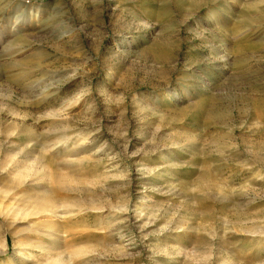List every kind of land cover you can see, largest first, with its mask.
Instances as JSON below:
<instances>
[{
	"label": "rangeland",
	"instance_id": "1",
	"mask_svg": "<svg viewBox=\"0 0 264 264\" xmlns=\"http://www.w3.org/2000/svg\"><path fill=\"white\" fill-rule=\"evenodd\" d=\"M59 255L264 264V0H0V264Z\"/></svg>",
	"mask_w": 264,
	"mask_h": 264
},
{
	"label": "bare ground",
	"instance_id": "2",
	"mask_svg": "<svg viewBox=\"0 0 264 264\" xmlns=\"http://www.w3.org/2000/svg\"><path fill=\"white\" fill-rule=\"evenodd\" d=\"M76 146L77 147H75L74 149L71 148L72 149L71 151H73V152L70 151L66 155H68V156H76V155H78L77 152L79 151L80 148H79V145H76ZM68 159L65 160V162H67V164H71V163L79 164L82 161V160H68ZM8 165H13V166L18 167L17 168L18 169L17 173L19 175V177H18L19 181L17 183L18 186L25 185V184L29 185L28 182H31V184H35V183H37V180H39V177L35 175L36 174V169L34 168L33 164L32 165H28V164L16 161L15 159H11L9 161ZM9 189L14 191L16 189V187H14V185H13V186L9 187ZM8 196H9L8 190L4 191V197H8ZM36 199L39 200L38 198H36ZM37 200L35 201L36 202L35 203L36 204L35 207H33L30 210H28V209L18 210L16 215H15V217H18L19 215H23L22 217H25V216L27 217V216L31 215L32 218H30L29 222L32 223V226H31L32 229L34 231H39L41 235H43L44 237L48 238L53 243V246H51V245L43 246L42 245L43 248L51 247L50 249H52V250H53V248L54 249L59 248V244L61 242L59 233L62 232V230L59 228L57 222L55 220H44L42 222V224L45 227H47L48 229H51V231L44 230V229H43V231H41V230H38L39 222L36 220V217L40 216V215H44V214H49L50 216H53V217H55L57 219L69 218V217L72 216L70 214L71 213V207H69L68 203H66L65 201H63L61 203V202H59L58 200H56L55 198H52V197L51 198L45 197L41 201H37ZM14 210H15V208L10 206L9 209L7 210V212L8 211H14ZM8 231L9 230L7 229V232ZM3 236L5 238L6 235L4 234ZM61 239H62V237H61ZM3 240H5V239H3ZM50 249H48V250H50ZM58 257H59V259L61 258L60 255ZM22 258L25 259L26 257H24V255H22ZM59 259L56 258L54 261L59 264V263H61L63 258H61L60 260Z\"/></svg>",
	"mask_w": 264,
	"mask_h": 264
}]
</instances>
